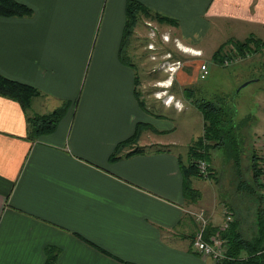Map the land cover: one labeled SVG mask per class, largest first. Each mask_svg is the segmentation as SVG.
Returning <instances> with one entry per match:
<instances>
[{
  "label": "crops",
  "instance_id": "1",
  "mask_svg": "<svg viewBox=\"0 0 264 264\" xmlns=\"http://www.w3.org/2000/svg\"><path fill=\"white\" fill-rule=\"evenodd\" d=\"M16 1L32 13L0 16V73L39 93L27 108L0 94V264H46L50 259L56 264L231 260L227 255L216 262L195 251L199 224L194 213L206 214L209 239L230 208L236 227L240 225L249 237L256 228L257 197L238 184L257 186L253 162L247 161L244 172L243 156L236 166L215 149L209 161L211 176L192 173L189 179L188 158L185 163L182 154L168 148L179 140L176 122L165 114L171 108L183 111L198 94L218 103L238 87L239 79L240 83L250 79L239 75L230 87L220 83L214 91L207 77L194 89L205 62L194 67L192 58L229 68L264 54V0H136L152 12L146 14L147 20L171 30H165L164 37L175 36L176 50L184 57V67L171 71L174 85L147 81L167 94L157 104L160 116L152 115L138 97L140 79L129 57L134 47L126 46L129 0ZM244 42L249 45L242 54L235 43ZM163 48L144 60L137 58L141 66L154 58L159 65L180 61L168 57L171 52ZM217 51L219 63L214 59ZM232 53L238 57L223 65ZM191 66L196 78L186 70ZM207 67L210 75L213 67ZM263 77L261 73L259 78ZM151 95L143 96L152 99ZM61 109L63 115L53 130L32 133L30 118ZM196 110L204 130L203 114ZM261 116L250 131L253 154L256 138L264 136V110ZM224 187L229 194L223 197Z\"/></svg>",
  "mask_w": 264,
  "mask_h": 264
},
{
  "label": "rangeland",
  "instance_id": "2",
  "mask_svg": "<svg viewBox=\"0 0 264 264\" xmlns=\"http://www.w3.org/2000/svg\"><path fill=\"white\" fill-rule=\"evenodd\" d=\"M27 6V5H26ZM32 11V10H31ZM32 13V12H31ZM140 21L135 20V22L131 23L129 22L130 19L126 22V29H129L131 32L128 35L129 38H127L126 46H132L134 47V55L129 54V57L133 62L136 63V76H138V79H140V82L137 85V92L138 97L146 101L147 105L151 108L150 112L152 115L160 116V106L159 103L164 100V98H167V94L162 91V86L156 85L155 86H148L147 81H153V80H166L165 83L172 84L176 81H172L171 78V70L166 69L168 65H163L159 63L161 61L155 62L154 59L152 61L147 60V63L144 64V67L141 66V59L144 60V57L147 58L151 52L153 54H157L160 52V49L163 48V52L169 51L171 52L170 56L173 57L172 60H180L181 62L184 61V57L182 54V51H177L178 49V40L175 36H173L171 33L169 34V37H164V31L169 28H164L161 26L160 23H158L155 20H147L146 17L141 15ZM146 22V23H145ZM137 25V26H136ZM131 35V36H130ZM166 41L167 44L162 43V41ZM151 42H154V45L150 44ZM147 43V48H142ZM231 41H229L230 44ZM160 44H162L160 48ZM152 45L154 49L150 48L149 46ZM140 61H138V59ZM190 58V57H189ZM192 65L194 67H197L202 61L205 62V64L210 65L212 68L211 74L208 75V78L210 77L211 85L209 86V89L216 90L218 88V84L222 83L226 85L227 87H230L231 80L234 77L240 78L239 75H241V78H250L242 83L237 81L238 87L235 89H231L230 93H227V96L221 101L222 105L225 109L229 111V113H232L235 111V121H236V135L244 139V143H242V147H244L243 150V158L242 161L244 162L242 168H244V172H246L245 165L248 164V162H251L252 156L254 153V148L252 145V141H250V137L253 135L250 134V131L253 128L254 122L256 118H261L262 111L264 110V77L259 78L261 73L264 74V63L261 61H264V54H260V57L255 58L251 63L248 64H241L238 66H233L229 68H225L218 64H213L212 62L205 60L204 58H192ZM258 61V62H257ZM158 64V67L155 68V65ZM213 65V66H212ZM251 65H256V67L251 68ZM184 67V66H183ZM260 68V69H259ZM162 70V71H161ZM169 70V71H168ZM188 71L189 77H195L194 71L192 66L189 69H186ZM165 71V72H163ZM175 71V70H174ZM241 71V73H239ZM174 78V77H173ZM196 78V77H195ZM169 79V80H167ZM158 80V81H159ZM174 80V79H173ZM205 81V80H203ZM201 79L200 81L193 85H195V88H198L200 86H203L205 82H203ZM167 88H170L172 85H170ZM246 84V85H244ZM244 85V86H243ZM240 89V90H239ZM154 90V95H153ZM198 90V89H197ZM233 90V91H232ZM236 93H235V92ZM237 91H240L239 93ZM146 93H152L151 97L152 99H147L143 95ZM197 94V93H196ZM177 97H180V91L176 94ZM201 98H204L207 100V98L203 95L198 94L197 96L193 97V99L200 100ZM35 99L33 98L31 100V103ZM188 100V99H187ZM194 100H192L193 102ZM30 103V104H31ZM189 103L191 101L189 100ZM158 104V105H157ZM75 109V106H74ZM45 109L39 108V112H44ZM160 112V113H159ZM165 116L172 120V122H176L177 124V130L175 132V137L177 136L179 142L175 141V144L169 145L168 148L176 153V154H182L183 160L185 163H187L188 158V166L192 159L190 158V147L193 145V143L202 135L203 133V121L200 117V114L194 107V105L189 104V106L184 109L181 112H176L171 108V111L165 114ZM250 134V135H249ZM199 136V137H198ZM249 137L248 143L245 144V140H247L246 137ZM245 144V145H244ZM242 150H241V157H242ZM188 152V154H187ZM255 152L258 153L257 150ZM212 154V151H211ZM212 158V157H211ZM248 161V162H247ZM225 189V187H224ZM229 191L226 189L222 191V196L224 197L225 194H227ZM229 194V193H228ZM256 199V198H255ZM257 200V199H256ZM201 211V210H200ZM199 210L196 211L194 214L199 213ZM252 226V225H251ZM249 229L252 230L253 227L249 226ZM224 239V238H223Z\"/></svg>",
  "mask_w": 264,
  "mask_h": 264
},
{
  "label": "trees",
  "instance_id": "3",
  "mask_svg": "<svg viewBox=\"0 0 264 264\" xmlns=\"http://www.w3.org/2000/svg\"><path fill=\"white\" fill-rule=\"evenodd\" d=\"M31 12L28 6L16 0H0V16H26L31 14ZM127 13L128 17H130L129 22L131 23V21L135 22V20H138L141 14L146 15L152 12L144 9L138 1L129 0L127 3ZM130 32L129 29H126V37H128ZM235 44L238 49L242 50V54L245 50L244 47H248L249 45L247 42ZM217 53L218 51L214 59L219 63L221 58L220 54ZM38 93L39 92L31 86L9 79L0 73V94L14 98L20 102L23 107L27 108L30 106L31 100L37 96ZM191 103L203 114L204 130L203 135L190 147L189 154L192 161L185 168V173L188 174V178L190 179L191 175H194L192 173H195L199 177L211 176L212 165L209 161H211V151L215 149H220L226 160L231 159L236 166H239L242 159V149L240 150V146L242 147L244 139L236 135L235 111L229 113V111L224 108L221 101L215 103L211 100L201 98L200 100L194 99ZM62 110L63 109L56 110L47 115L30 118V130L32 133L39 134L44 131L48 132L53 130L59 118L63 115ZM255 154L252 156V162L257 186L252 188L244 181H240L238 185L241 189L247 188L249 193H253V196L257 197L258 209L256 228L250 236L247 237L240 225L236 227L235 220L231 222L228 230L221 234L227 241L226 254L231 258V260L224 262V264H264V195L261 194L262 190H264V184L260 182L261 171L258 167L259 163L256 161L258 158L257 154ZM115 158H117V156L114 154L113 159ZM200 161H205L207 163L208 169H210L209 175H203V171L199 168ZM192 192L193 190L188 186V193L192 194ZM46 264H56V262L54 259H50Z\"/></svg>",
  "mask_w": 264,
  "mask_h": 264
},
{
  "label": "built area",
  "instance_id": "4",
  "mask_svg": "<svg viewBox=\"0 0 264 264\" xmlns=\"http://www.w3.org/2000/svg\"><path fill=\"white\" fill-rule=\"evenodd\" d=\"M167 37V36H166ZM153 45V44H152ZM150 45L149 47L154 49V47ZM170 56V54H168ZM238 57L237 54L226 55L222 64L225 66L231 65L233 61ZM165 63H163L164 65ZM184 64L181 61L172 62V66H169V70H175L176 68H182ZM209 75V69L206 64H201L200 69L198 71V78L203 80L206 79ZM255 147L259 154H257V162L258 167L261 171L260 182L264 184V136H258L255 140ZM199 168L203 171V175L207 176L210 173V169H208V165L205 161L199 162ZM264 192V190H262ZM196 220L198 221L199 228L197 233L193 239V247L195 251L201 256H210L215 259L216 262H223L226 258H228L226 254L227 243L223 239L222 235L225 231L228 230L229 225L231 224L233 219V213L230 211V208L226 211V219L222 225L219 226L218 232L212 234L210 238H206V229L208 227V218L203 210L199 213L194 214Z\"/></svg>",
  "mask_w": 264,
  "mask_h": 264
},
{
  "label": "water",
  "instance_id": "5",
  "mask_svg": "<svg viewBox=\"0 0 264 264\" xmlns=\"http://www.w3.org/2000/svg\"><path fill=\"white\" fill-rule=\"evenodd\" d=\"M244 85H246V84H244ZM244 85H243V86H244Z\"/></svg>",
  "mask_w": 264,
  "mask_h": 264
}]
</instances>
